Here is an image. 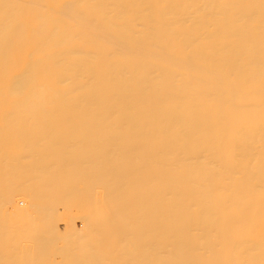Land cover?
Here are the masks:
<instances>
[{"label":"bare ground","instance_id":"bare-ground-1","mask_svg":"<svg viewBox=\"0 0 264 264\" xmlns=\"http://www.w3.org/2000/svg\"><path fill=\"white\" fill-rule=\"evenodd\" d=\"M0 264H264V0H0Z\"/></svg>","mask_w":264,"mask_h":264}]
</instances>
